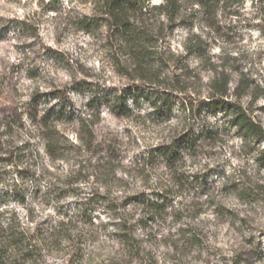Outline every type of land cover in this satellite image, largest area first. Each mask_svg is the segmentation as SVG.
<instances>
[{
	"label": "rangeland",
	"instance_id": "374dc122",
	"mask_svg": "<svg viewBox=\"0 0 264 264\" xmlns=\"http://www.w3.org/2000/svg\"><path fill=\"white\" fill-rule=\"evenodd\" d=\"M107 3L0 0L6 264H264V140L204 104L264 127V0H147L139 57ZM50 108L77 116L52 125L56 154ZM205 127L175 167L150 155Z\"/></svg>",
	"mask_w": 264,
	"mask_h": 264
},
{
	"label": "trees",
	"instance_id": "16d2710c",
	"mask_svg": "<svg viewBox=\"0 0 264 264\" xmlns=\"http://www.w3.org/2000/svg\"><path fill=\"white\" fill-rule=\"evenodd\" d=\"M146 1L147 0H108L107 3V6L109 8L108 15L110 16L111 20V23L109 24L110 29H112L113 32H116V36L123 45L125 43V46L130 48L133 53H135L134 51H137V57H139V51L145 49L143 45L137 44L140 43L139 41H142L145 38L143 34H141L137 23L133 20L134 17L137 16V14L144 10ZM167 2L170 3V0H167ZM138 59L139 58L136 59L137 66H143V63L141 61H138ZM150 92H153V90H151ZM132 94L133 92L131 93V95ZM129 97L130 94L124 96V102L122 103L121 99H123V97L118 98V100H120V102H116V111L118 114L127 115L130 112L127 106V98ZM31 104L34 105L35 109H38L40 101L38 100V98L34 97L32 98ZM204 104H206L205 106L208 111H210V113H219L222 111L232 113V122L241 131H243L247 136H252L259 140H264V127L252 116H250L249 113L238 103H235L233 101L231 102L223 98H213L212 102H204ZM61 117H68L73 119L77 116L74 112H69L67 109L62 108L56 111V109L50 108L44 110L42 114L35 119V123H37L40 127L51 131L52 134L48 136L47 140L48 144H50V147L53 148V154L57 153V142H54V138H56L54 136V134H56V129L52 127V125H54L55 121H57ZM79 120L84 125L88 119L80 118ZM202 132V134H198L196 130L192 128L190 132L182 135L171 144L162 145L158 148L153 149L150 152V155L157 156L159 158L155 159H162L166 164L170 165L171 167H175V165L181 160V157L185 150L189 149L191 153H194L200 138H207L208 135L206 133L210 134L213 131L209 127H205ZM158 207H161V204H158ZM2 234L3 231L0 228V239ZM11 240L15 241L14 236H11ZM7 252L8 248H6L0 240V264H6L5 258Z\"/></svg>",
	"mask_w": 264,
	"mask_h": 264
}]
</instances>
